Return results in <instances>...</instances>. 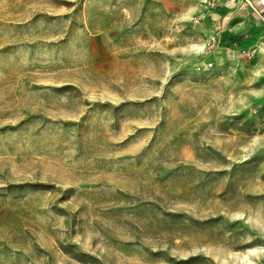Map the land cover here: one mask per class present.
<instances>
[{"label": "rangeland", "instance_id": "rangeland-1", "mask_svg": "<svg viewBox=\"0 0 264 264\" xmlns=\"http://www.w3.org/2000/svg\"><path fill=\"white\" fill-rule=\"evenodd\" d=\"M0 264H264V15L0 0Z\"/></svg>", "mask_w": 264, "mask_h": 264}, {"label": "built area", "instance_id": "built-area-1", "mask_svg": "<svg viewBox=\"0 0 264 264\" xmlns=\"http://www.w3.org/2000/svg\"><path fill=\"white\" fill-rule=\"evenodd\" d=\"M243 1H245V3L251 6L254 10H259V7L264 6V0H258L256 2H253L252 0H243Z\"/></svg>", "mask_w": 264, "mask_h": 264}, {"label": "crops", "instance_id": "crops-1", "mask_svg": "<svg viewBox=\"0 0 264 264\" xmlns=\"http://www.w3.org/2000/svg\"><path fill=\"white\" fill-rule=\"evenodd\" d=\"M253 2H256V1H258V0H252ZM255 12H257L259 15L260 14H263L264 15V6H262V7H259V10H255Z\"/></svg>", "mask_w": 264, "mask_h": 264}]
</instances>
